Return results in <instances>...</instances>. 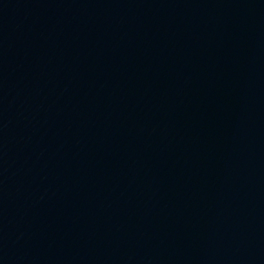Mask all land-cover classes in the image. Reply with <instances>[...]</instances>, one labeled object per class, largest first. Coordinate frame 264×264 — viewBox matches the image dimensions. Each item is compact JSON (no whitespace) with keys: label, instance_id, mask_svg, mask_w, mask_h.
<instances>
[{"label":"water","instance_id":"1","mask_svg":"<svg viewBox=\"0 0 264 264\" xmlns=\"http://www.w3.org/2000/svg\"><path fill=\"white\" fill-rule=\"evenodd\" d=\"M0 264H264V0H0Z\"/></svg>","mask_w":264,"mask_h":264}]
</instances>
